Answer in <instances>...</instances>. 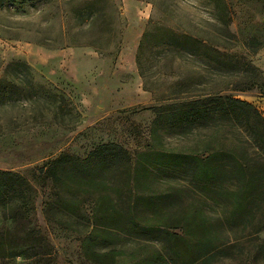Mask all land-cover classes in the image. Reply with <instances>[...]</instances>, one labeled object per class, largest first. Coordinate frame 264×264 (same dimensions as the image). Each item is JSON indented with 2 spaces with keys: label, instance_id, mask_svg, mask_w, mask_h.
<instances>
[{
  "label": "rangeland",
  "instance_id": "1",
  "mask_svg": "<svg viewBox=\"0 0 264 264\" xmlns=\"http://www.w3.org/2000/svg\"><path fill=\"white\" fill-rule=\"evenodd\" d=\"M249 65L264 76V0H0V172L20 175L31 197L23 207L28 219L15 224L0 206V233L23 229L38 249L43 242L51 248L35 258H0V264H96L94 252L108 250L123 252L115 264L195 259L201 251L183 231L144 235L126 217L121 229L88 239L98 194L79 195L78 216L60 212L57 192L39 169L61 155L84 160L105 145L133 158L160 146L190 149L213 128L179 129L163 119L160 139L151 132L156 118L179 114L200 97L241 100L264 118V95L238 91L253 82ZM240 112L227 109L213 125L223 140L248 143L255 122L250 117L247 126ZM156 175L159 188L187 187L185 196L193 195L188 180ZM136 215L151 217L141 209ZM220 232L242 234L240 226ZM172 236H184L189 261L169 249ZM239 242L251 253L190 264H264V231L256 242Z\"/></svg>",
  "mask_w": 264,
  "mask_h": 264
},
{
  "label": "trees",
  "instance_id": "2",
  "mask_svg": "<svg viewBox=\"0 0 264 264\" xmlns=\"http://www.w3.org/2000/svg\"><path fill=\"white\" fill-rule=\"evenodd\" d=\"M246 68V73L255 74L253 82L238 91L256 90L264 95V76L253 66ZM227 109L241 110L247 126L250 117L255 122L248 133L251 146L239 139L223 140L226 136L213 127L223 120L221 114ZM163 119H173V127L179 129L191 125L213 129L198 138L195 146L179 152L160 146V150L148 149L133 158L116 146L105 145L92 151L84 160L59 156L39 169L57 192L58 210L78 216L81 212L77 201L79 195L98 194L91 201L92 231L88 239L93 232L107 234L111 229H121L126 217L127 224L144 235L167 234V229L183 231L185 238L193 239L192 246L201 251L188 264L199 260L207 263L218 256L231 260L235 257L233 251L240 257L250 254L241 248L239 241L256 242L258 234L264 231V118L247 102L212 95L197 98L179 114L170 111L156 118L151 132L155 140L160 139L157 132ZM156 174H174L179 180H188L193 195L185 196L187 187L159 188L160 178ZM30 200L29 188L20 175L0 172V206L3 213L7 210L12 213L6 218L12 219L14 224L27 220L29 213L23 207ZM137 209L151 217L137 218ZM237 226L241 227L242 233L238 236L220 232L223 228L231 231ZM184 236H172L173 246L169 248L180 261L190 258ZM33 239V233L23 229L3 230L0 233V258H35L49 254L51 248L47 242L38 249ZM122 253L115 250L94 252V261L96 264H115Z\"/></svg>",
  "mask_w": 264,
  "mask_h": 264
}]
</instances>
